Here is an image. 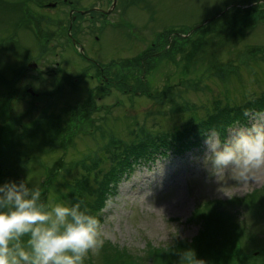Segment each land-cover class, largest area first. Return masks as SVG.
<instances>
[{
	"label": "rangeland",
	"instance_id": "1",
	"mask_svg": "<svg viewBox=\"0 0 264 264\" xmlns=\"http://www.w3.org/2000/svg\"><path fill=\"white\" fill-rule=\"evenodd\" d=\"M33 1L0 0V137L10 139L7 147L0 138V183L26 179L35 186H46V176L52 172L47 203L69 204V198L65 200L63 195L70 194L74 181L84 173L80 165L84 159H103V168L110 154L118 152L115 147L143 136L142 130L153 136L171 133L189 125L191 117H204L213 101L233 106L264 93V52L247 59L251 47L264 51V0H115L114 4L112 0H69L71 5L55 0L59 3L55 8L39 10L49 17L42 26L49 33L54 31L53 37L59 33V38L45 47L22 21L18 22L20 9L25 11L23 4L32 13L38 10V3ZM256 1L260 3L256 10L245 9ZM100 8L109 13L99 24L90 25L88 12H76ZM233 21L237 31L245 25L251 29L244 32V37H232ZM67 23L72 25L77 45L64 40ZM215 28L217 31L211 33ZM202 32H209L210 40L193 60L175 51L176 45V50L189 48L190 39L199 40ZM171 41L173 45L168 48ZM44 48L50 50L40 53ZM141 53L149 68L145 69L144 63H126V59ZM45 58L48 62L43 61ZM27 61L37 62V71L48 68V74L58 62L57 80L71 82L61 84L54 94L52 77L42 75V82H37V71L28 70L33 78L27 81L24 74L16 72ZM94 61L106 68L105 74L112 79L107 95L98 87L94 89L99 84L90 77L95 73ZM219 65L234 68L225 81L215 75L214 67ZM27 83L43 95L13 94V84L18 88ZM29 100L34 107L30 108ZM90 100L96 106L90 121L72 117L83 112L81 107ZM187 106V111H176ZM47 115H58L60 124L52 126L43 118ZM247 117L229 125L222 140L230 139L237 128L264 123V114L251 112ZM56 118L51 117L53 122ZM205 137L187 150L155 153L133 166L99 212L107 239L98 251L86 255L84 264H101L104 247L127 253L140 264H156L149 255L151 249L170 247L176 241L191 242L205 233L204 220L197 213L203 205L210 212L232 215L244 252L264 251V174L243 185L224 176L218 181L204 165ZM106 144L109 154L104 152ZM59 159L61 163H56ZM253 195L252 206L232 202Z\"/></svg>",
	"mask_w": 264,
	"mask_h": 264
},
{
	"label": "trees",
	"instance_id": "2",
	"mask_svg": "<svg viewBox=\"0 0 264 264\" xmlns=\"http://www.w3.org/2000/svg\"><path fill=\"white\" fill-rule=\"evenodd\" d=\"M257 7L258 5H255L251 7V9L256 10ZM230 28V32H232L230 35L232 37L237 35L239 38L244 35L246 30L248 31L251 29V27H246L245 25L242 30L237 31L235 21L230 24ZM215 31H217V28L213 29L211 33H215ZM208 33L209 32L200 33L201 36L199 37V40L196 38H191L189 46L187 45L189 48L186 50L180 48L176 50L177 45L174 46L175 51H179L182 53V55L187 57L183 58L189 61L193 60L194 56L201 52L200 50L202 47L209 43L210 38H207L209 35ZM172 45L173 42L171 41L168 48L172 47ZM164 46H167V41L165 42ZM263 52L264 51L260 47H251L250 50H247V59ZM144 55V53H141L137 57L134 56L132 59H126V63L129 64V66H138L144 63L145 69L147 67L149 68L150 65H146V63L143 61V58L145 57ZM167 57L169 58V55ZM214 62L218 64L216 58ZM229 65H232V63L230 62ZM220 66L224 65L214 67V72L215 75H217L222 81H225L227 80L228 76L233 73L234 68L231 69L229 67ZM63 81L68 82L66 79ZM62 82L58 84L57 88L53 89L54 94L59 92L58 89L60 88ZM193 89H195V87H193ZM165 90L163 92H165ZM159 94L162 95L165 93L159 92ZM147 95L150 96L151 94L148 93ZM167 100L171 101V103H174L173 98H168ZM92 101L93 100H90L89 104H86V106L84 105L85 107H81L83 112H80L78 115L73 113L72 117L75 116L76 118L80 119H88L89 117L91 118V115L94 112L93 108L96 107ZM241 103L239 105L227 106L226 104H221L220 101H213L212 107L208 109L204 117L200 118L199 120H196L195 117H191V123L189 125L182 127L181 129H177L171 133L167 132L166 134L162 133L160 135L153 136L149 132L142 130L141 132H143L145 136L143 135L134 141H130L127 144H122L118 147H115L114 149L118 152L110 154L111 156L107 158L108 164H106L103 168H101V165L104 163L103 159H98L97 157H92L90 160L84 159L82 162H80V165L84 169V173H81L80 177L74 181L72 189L70 190V194L63 195V198H65V200L69 198V204L79 203L82 209H86L91 214L96 215L99 219V212L104 207L106 200L115 194L119 183L130 173L135 164H140L143 161L149 160L150 157L155 153L163 155L170 149L176 151L181 149L187 150L191 147H194L198 144V141L203 139L206 136V133L210 130H215L219 134L220 138H223L226 135V130L229 125L233 124L235 121L243 122L247 119V113L253 112L257 114L264 112V93H259L258 95H254L249 99L247 98ZM180 110L187 111L188 106L177 109L176 111L178 112ZM47 116L48 118L45 116L43 118H45L46 121H51L52 126H57L60 124L58 121V115ZM51 117H57L56 121L53 122ZM90 118L88 119L89 121L91 120ZM71 124L74 125L75 123ZM58 129L65 132L63 127L59 126ZM0 138L4 143L2 144L9 147L7 143L10 142V139L7 140L2 135ZM109 148L110 147L107 144L104 145V152L109 154ZM56 163H61V159H59V161ZM46 178V186H38L41 189V199L45 203H47L49 183L51 182L52 172L48 173ZM255 196L256 195L250 196L247 199H236V201L232 202H243L247 203L249 206H252L255 203ZM232 202L228 201L227 203L232 204ZM204 212H206V214ZM197 213H199L200 219L202 221L204 220L205 233H202V235L195 238L191 242L176 241L170 247L151 249V253H149V255L155 260L156 264H177L179 259V251L185 249H193L195 251L196 258L201 259L204 264H264V260L260 263H257L256 260L253 259L252 253L248 254L244 252L239 246L237 239H239L240 232L237 230V227H235L236 225L232 223V215L230 216L227 212L218 214L215 212L213 213L212 211L210 212V210L204 205L199 208ZM211 214H214V216ZM102 250L103 258H101V264H140L135 258L127 253L107 247L102 248Z\"/></svg>",
	"mask_w": 264,
	"mask_h": 264
},
{
	"label": "clouds",
	"instance_id": "3",
	"mask_svg": "<svg viewBox=\"0 0 264 264\" xmlns=\"http://www.w3.org/2000/svg\"><path fill=\"white\" fill-rule=\"evenodd\" d=\"M205 143L204 165L218 181L224 176L243 185L264 174V123L237 128L224 140L210 130ZM106 239L97 216L79 203L46 204L26 179L0 183V264H84ZM201 261L185 249L177 264Z\"/></svg>",
	"mask_w": 264,
	"mask_h": 264
},
{
	"label": "flooded vegetation",
	"instance_id": "4",
	"mask_svg": "<svg viewBox=\"0 0 264 264\" xmlns=\"http://www.w3.org/2000/svg\"><path fill=\"white\" fill-rule=\"evenodd\" d=\"M47 4H49V3H44L43 5H47ZM51 4V3H50ZM53 6H55L56 5V3L55 2H53ZM20 11H21V9H20ZM99 14H100V12H98ZM21 17H19L18 18V22H20L23 18H24V16H26V14L25 13H22L21 12ZM41 15V14H40ZM101 15V14H100ZM13 31V35H15V30H12ZM48 71L49 70H41V72H45V74H48ZM16 72L17 73H19L20 74V76L22 75V74H24V76H23V78H27V81L28 80H30V76H28V73L27 74H25V72L23 73L22 71H20L19 72V70L17 69L16 70ZM94 75H90V77H94L96 80H97V82L99 83V84H96L95 85V87H98V88H100V89H102L103 88V92L102 93H109V91H111L110 89V83L112 82V79H111V77L110 76H107L105 73H106V69L105 68H103V67H95L94 66ZM50 75H54V79H57L56 77H55V74H57L56 73V71L55 70H51L50 69ZM57 76V75H56ZM35 81V80H34ZM46 82L48 81L47 79L45 80ZM14 85V84H13ZM12 85V91L14 92L13 94L15 95V94H18V95H39V92H31L30 91V87L31 86H29V83H27L26 84V86H24L23 87V85L22 86H20V87H18V88H15L14 86ZM28 86V87H27ZM46 88V87H45ZM46 91H47V89L44 91V95H46ZM17 92V93H16ZM101 93V92H100ZM40 95H43L41 92H40Z\"/></svg>",
	"mask_w": 264,
	"mask_h": 264
},
{
	"label": "water",
	"instance_id": "5",
	"mask_svg": "<svg viewBox=\"0 0 264 264\" xmlns=\"http://www.w3.org/2000/svg\"><path fill=\"white\" fill-rule=\"evenodd\" d=\"M31 67H34V65L31 64Z\"/></svg>",
	"mask_w": 264,
	"mask_h": 264
}]
</instances>
